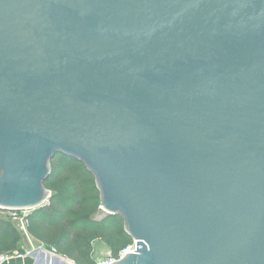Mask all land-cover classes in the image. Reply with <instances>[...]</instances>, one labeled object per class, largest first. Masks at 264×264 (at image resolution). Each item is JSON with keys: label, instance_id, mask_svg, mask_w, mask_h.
<instances>
[{"label": "water", "instance_id": "95a60500", "mask_svg": "<svg viewBox=\"0 0 264 264\" xmlns=\"http://www.w3.org/2000/svg\"><path fill=\"white\" fill-rule=\"evenodd\" d=\"M57 154L136 242L112 264H264V0H0V207Z\"/></svg>", "mask_w": 264, "mask_h": 264}, {"label": "trees", "instance_id": "16d2710c", "mask_svg": "<svg viewBox=\"0 0 264 264\" xmlns=\"http://www.w3.org/2000/svg\"><path fill=\"white\" fill-rule=\"evenodd\" d=\"M45 189L51 196L42 208L26 217V231L34 246L54 249L74 264H96L93 245L102 243L117 257L132 243L119 215L97 219L100 193L93 175L76 159L57 154L50 162ZM16 223L0 216V254L23 253Z\"/></svg>", "mask_w": 264, "mask_h": 264}, {"label": "built area", "instance_id": "2783aa9c", "mask_svg": "<svg viewBox=\"0 0 264 264\" xmlns=\"http://www.w3.org/2000/svg\"><path fill=\"white\" fill-rule=\"evenodd\" d=\"M101 211V210H100ZM31 210H4L0 208V216L6 217L16 223V225L20 228L21 234L23 238L30 243V248L25 250L23 253H10V254H0V264H8L12 260H20L27 257H30L34 251H40L41 248H34L31 244V239L28 236V233L26 231V217L31 214ZM53 253H56L54 249H51ZM136 251V242L132 241L130 245H128L126 248L121 250L117 257L108 256L106 258L100 259L97 261L96 264H112L119 260H121L126 254H132Z\"/></svg>", "mask_w": 264, "mask_h": 264}, {"label": "crops", "instance_id": "0c3cea01", "mask_svg": "<svg viewBox=\"0 0 264 264\" xmlns=\"http://www.w3.org/2000/svg\"><path fill=\"white\" fill-rule=\"evenodd\" d=\"M21 233V232H20ZM22 236V234H21ZM24 251L30 248V243H28L22 236ZM33 247L41 248L40 251H34L30 257L20 259V260H12L8 264H74L71 260L66 259L57 253H53L51 249L45 248L42 246L36 247L31 241ZM94 254L97 258V261L103 258H106L110 255L109 250L100 242H96L93 245Z\"/></svg>", "mask_w": 264, "mask_h": 264}, {"label": "rangeland", "instance_id": "374dc122", "mask_svg": "<svg viewBox=\"0 0 264 264\" xmlns=\"http://www.w3.org/2000/svg\"><path fill=\"white\" fill-rule=\"evenodd\" d=\"M101 214H103V211H99L98 215H97V219H102L104 218ZM100 215V216H99ZM18 229L20 230V228L18 227ZM21 232V231H20Z\"/></svg>", "mask_w": 264, "mask_h": 264}, {"label": "flooded vegetation", "instance_id": "af4514ba", "mask_svg": "<svg viewBox=\"0 0 264 264\" xmlns=\"http://www.w3.org/2000/svg\"><path fill=\"white\" fill-rule=\"evenodd\" d=\"M1 208V207H0Z\"/></svg>", "mask_w": 264, "mask_h": 264}]
</instances>
